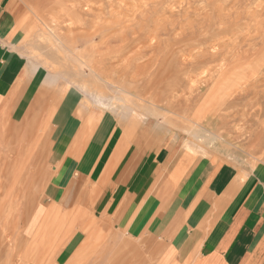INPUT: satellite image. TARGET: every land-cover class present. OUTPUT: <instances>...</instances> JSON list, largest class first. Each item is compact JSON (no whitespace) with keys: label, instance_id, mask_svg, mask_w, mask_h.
<instances>
[{"label":"rangeland","instance_id":"obj_1","mask_svg":"<svg viewBox=\"0 0 264 264\" xmlns=\"http://www.w3.org/2000/svg\"><path fill=\"white\" fill-rule=\"evenodd\" d=\"M68 1L13 0L18 24L3 47L20 55L26 96L17 108H5L3 116L9 115L0 123V264H56L57 235L33 248L52 188L63 191L65 214L72 202L85 211L64 216L60 225L71 228L74 250L86 242L95 247L77 257L78 264H153L147 246L127 237L120 230L125 221L117 214L115 222L113 206H104L109 192L94 186L109 173L93 172L88 160L86 173L77 165L95 140L101 166L120 160L123 145L132 147L142 129L160 135L161 143L174 138L180 151L264 180V0ZM75 154V167L58 161ZM69 169L68 181L54 177ZM120 241L135 250L111 262Z\"/></svg>","mask_w":264,"mask_h":264},{"label":"crops","instance_id":"obj_2","mask_svg":"<svg viewBox=\"0 0 264 264\" xmlns=\"http://www.w3.org/2000/svg\"><path fill=\"white\" fill-rule=\"evenodd\" d=\"M15 12L13 0L0 1V119L26 96L20 55L3 47L13 39ZM141 131L131 134L132 147L120 146L119 162L101 166L95 140L77 165L82 172L80 164L88 160L93 172L109 173L107 182L94 186L109 192L104 206H113L115 222L117 214L125 221L120 230L147 246L153 264H264V180L234 164L180 151L170 136L161 143L160 135ZM76 148L71 145L70 155Z\"/></svg>","mask_w":264,"mask_h":264},{"label":"bare ground","instance_id":"obj_3","mask_svg":"<svg viewBox=\"0 0 264 264\" xmlns=\"http://www.w3.org/2000/svg\"><path fill=\"white\" fill-rule=\"evenodd\" d=\"M1 1V0H0ZM23 1V0H22ZM27 1V0H26ZM40 1V0H39ZM54 1V0H53ZM79 0H76L75 2V4H77V2H78ZM103 1V0H102ZM32 2L34 3V0H32ZM48 2V1H47ZM70 2V0L67 2V3H69ZM72 2V1H71ZM24 3V2H23ZM26 3V2H25ZM29 3H31V2H29ZM80 3V2H79ZM102 3V2H101ZM104 3V2H103ZM105 3H106V1H105ZM35 4H36V1H35ZM34 4V5H35ZM38 4H40V3H38ZM48 4V3H47ZM46 3H45V7H46V5H47ZM50 4V3H49ZM56 4V3H55ZM86 4V3H85ZM25 5V4H24ZM52 5V4H51ZM71 5V4H70ZM11 6V5H10ZM26 7V6H25ZM32 7V5L30 6V8ZM44 7V6H43ZM48 7V6H47ZM50 7V6H49ZM71 7V6H70ZM83 7H85V6H83ZM90 7V6H89ZM99 7H101V6H99ZM40 8V7H39ZM102 8V7H101ZM12 9V8H11ZM33 9V8H32ZM48 9V8H47ZM4 10V9H3ZM89 10V9H88ZM87 10V12H89ZM99 10H101V9H99ZM6 11V10H5ZM72 11V10H71ZM45 12V11H44ZM48 12V11H47ZM46 12V13H47ZM84 12V11H83ZM90 12H93V11H90ZM29 13H30V11H29ZM28 13V14H29ZM60 13V12H59ZM73 13H74V10H73ZM86 13V12H85ZM27 14V15H28ZM31 14V13H30ZM33 14V13H32ZM31 14V15H32ZM63 14V13H62ZM75 14V13H74ZM34 15H35V13H34ZM50 15V14H49ZM44 16V15H43ZM68 17V16H67ZM29 18V17H28ZM34 18V17H33ZM37 18V17H36ZM40 18V17H39ZM42 18V17H41ZM41 18H40V20H41ZM48 18V17H47ZM47 18H44V19H47ZM51 17H49V19H50ZM71 18V17H70ZM35 19V18H34ZM54 19H56V18H54ZM74 19V18H73ZM75 20H77V19H75ZM24 21V20H23ZM31 22L33 21V20H30ZM35 21V20H34ZM33 21V22H34ZM39 21V20H38ZM78 21V20H77ZM28 22V21H27ZM40 22V21H39ZM71 22V21H70ZM79 22V21H78ZM45 23V22H44ZM81 23V22H80ZM8 24V23H7ZM18 24V23H17ZM78 24V23H77ZM76 24V25H77ZM100 24V23H99ZM21 25V24H20ZM49 25V24H48ZM65 25V24H64ZM102 25H103V23H102ZM10 26V25H9ZM46 26V25H45ZM66 26V25H65ZM68 26V25H67ZM13 27V26H12ZM66 28V27H65ZM73 28V27H72ZM104 28V27H103ZM63 29V28H62ZM61 28H60V30H62ZM11 30V29H10ZM13 31V30H12ZM54 31V30H53ZM50 32V31H49ZM54 33V32H53ZM52 33V34H53ZM38 34V33H37ZM36 34V35H37ZM45 34V33H44ZM62 34V33H61ZM71 34V33H70ZM85 34V33H84ZM27 35V34H26ZM29 35V34H28ZM41 35V34H40ZM48 35V34H47ZM92 35V34H91ZM39 36V35H38ZM49 36V35H48ZM7 37V36H6ZM33 37H35V36H33ZM36 38H37V36H36ZM47 37H45V39H46ZM38 39V38H37ZM124 39V38H123ZM22 40V39H21ZM31 40V39H30ZM33 40L35 41V39H33L32 38V43H33ZM44 40V39H43ZM47 40H49L48 38H47ZM42 41V40H41ZM52 41V40H51ZM11 42V41H10ZM37 42V41H36ZM39 42H40V40H39ZM68 43V42H67ZM35 44V43H34ZM40 44H43V42L42 43H40ZM39 44V45H40ZM126 44V43H125ZM128 44H131V43H128ZM60 45H62V44H60ZM47 46V45H46ZM39 47V46H38ZM42 47V46H41ZM66 48V47H65ZM32 49H34V48H32ZM125 49V48H124ZM44 50V49H43ZM51 50H53V49H51ZM112 51V50H111ZM133 51V50H132ZM33 52V51H32ZM44 52V51H43ZM94 52V51H93ZM126 52V51H125ZM39 53V52H38ZM59 53V52H58ZM87 53V52H86ZM105 53V52H104ZM55 54V53H54ZM82 54V53H81ZM121 54H122V52H121ZM25 55H27V54H25ZM55 56V55H54ZM78 56V55H77ZM99 56V55H98ZM115 56V55H114ZM119 56H122V55H119ZM126 56H127V54H126ZM42 57V56H41ZM43 58V57H42ZM48 59V58H47ZM91 59V58H90ZM29 61V60H28ZM57 61V60H56ZM75 61V60H74ZM84 61V60H83ZM56 63H58V62H56ZM61 63V62H60ZM83 63V62H82ZM92 63V62H91ZM49 64V63H48ZM86 64H88V63H86ZM34 65V64H33ZM64 65V64H63ZM66 65V64H65ZM73 65V64H72ZM78 65V64H77ZM89 66H91V64L89 65ZM45 67V66H44ZM74 67V66H73ZM85 67H86V65H85ZM68 68V67H67ZM91 68V67H90ZM73 70V69H72ZM74 72H75V70H74ZM85 72H87V71H85ZM89 75H91V74H89ZM87 76V75H86ZM93 80V79H92ZM60 81V80H59ZM19 82V81H18ZM83 82V81H82ZM15 84V83H14ZM17 84V83H16ZM15 84V85H16ZM18 85V84H17ZM21 85V84H20ZM23 85V84H22ZM15 87H17V86H15ZM76 87H78V86H76ZM80 88V87H79ZM16 89V88H15ZM18 89H19V87H18ZM48 89V88H47ZM93 89H94V86H93ZM84 90V89H83ZM24 91V90H23ZM51 91V90H50ZM90 91V90H89ZM98 91V90H97ZM25 92V91H24ZM47 92H48V90H47ZM17 93V92H16ZM21 93V92H20ZM48 93H50V92H48ZM47 93V94H48ZM85 95V94H84ZM46 96H48V95H46ZM45 97V96H44ZM21 98V97H20ZM17 100V99H16ZM15 101V100H14ZM12 102V101H11ZM14 103V102H13ZM41 103V102H40ZM57 103V102H56ZM64 104V103H63ZM14 105V104H13ZM56 105V104H55ZM62 106V105H61ZM60 106V107H61ZM3 107V106H2ZM39 107V106H38ZM63 107V106H62ZM7 109H8V107H7ZM36 109V108H35ZM39 109H40V107H39ZM53 109V108H52ZM52 111V110H51ZM38 112H39V110H38ZM36 113V112H35ZM34 113V114H35ZM41 114V113H40ZM40 114H39V118H40ZM52 114V113H51ZM36 116V115H35ZM54 116V115H53ZM4 117V116H3ZM42 117V116H41ZM46 117V116H45ZM47 117H48V115H47ZM52 117V116H51ZM4 118H2V119H0V122L3 120ZM35 119H37V118H35ZM33 120V119H32ZM36 121V120H35ZM38 121V120H37ZM39 121H41V120H39ZM45 121H47V119L45 120ZM29 122V121H28ZM53 122V121H52ZM38 123H40V122H38ZM43 123V122H42ZM45 125V127H46V123H44ZM41 125V124H40ZM50 125V124H49ZM51 125H52V123H51ZM50 125V126H51ZM42 126V125H41ZM48 126V125H47ZM37 127H40V126H37ZM27 128V127H26ZM34 128V127H33ZM35 128H36V126H35ZM48 127H46L45 129H47ZM57 128V127H56ZM30 130H33V129H30ZM34 130H36V129H34ZM33 132V131H32ZM36 132H38L37 130H36ZM30 133V132H29ZM40 133V132H39ZM46 134V133H45ZM31 135V134H30ZM45 136V135H44ZM70 136H73V135H71L70 134ZM48 137V136H47ZM21 139V138H20ZM207 139V138H206ZM214 139V138H213ZM62 140V139H61ZM64 140V139H63ZM66 140H68V139H66ZM28 141H30V140H28ZM51 141V140H50ZM71 141V140H70ZM210 141V140H209ZM213 141H215V140H213ZM26 142V141H25ZM31 142V141H30ZM61 142H64V141H61ZM66 142V141H65ZM216 142V141H215ZM23 143V142H22ZM32 143V142H31ZM30 143V144H31ZM20 144V143H19ZM28 144V143H27ZM51 143H49V145H50ZM65 144V143H64ZM45 145V144H44ZM19 146H21V144L19 145ZM46 146V145H45ZM10 148V147H9ZM22 147H20V148H18V150H20ZM39 148V147H38ZM42 148V147H41ZM44 148V147H43ZM50 148H51V146H50ZM47 149H49V147H47ZM52 149V148H51ZM64 149V148H63ZM38 150V149H37ZM41 150V149H40ZM39 151V150H38ZM47 151H49V150H47ZM42 153V152H41ZM48 153H50V151L48 152ZM39 154V153H38ZM37 154V155H38ZM35 156V157H37V158H40V157H38V156ZM41 155V154H40ZM44 154H42V156H43ZM46 155V154H45ZM45 155H44V157H45ZM75 156H76V154L75 155H72V156H70L71 158H68V159H65V158H59V162H60V160L63 162V165L65 166V165H73L74 166V164H75ZM48 157V156H47ZM46 157V158H47ZM42 158V157H41ZM49 159V158H48ZM70 159H74V160H70ZM41 160V159H40ZM55 160V159H54ZM35 161H37V159L35 160ZM43 161V160H42ZM51 161V160H50ZM56 161V160H55ZM32 162V161H31ZM30 162V163H31ZM44 162H46V161H44ZM43 162V164H45ZM47 163V162H46ZM51 163V162H50ZM28 164V163H27ZM32 164V163H31ZM35 164H36V162H35ZM84 164V166H82L81 164H80V166H81V168L83 167V170L84 171H82L83 173H86V171L88 170V167H87V165H86V162L85 163H83ZM37 165H39V167H42L41 165L42 164H37ZM36 165V166H37ZM47 165V164H46ZM29 166V165H28ZM35 166V165H34ZM45 167V166H44ZM43 167V168H44ZM38 168V167H37ZM35 169V168H34ZM32 170V169H31ZM37 170V169H36ZM42 170V169H41ZM68 173H66V174H64V171H62V172H59V174L58 175H54V177L56 178H58V181H63V182H66V181H68V178H69V174H70V172H71V170L69 169V170H66ZM42 173V172H41ZM31 174H33V173H31ZM38 174V173H37ZM36 174V175H37ZM32 176V175H31ZM30 176V177H31ZM34 176V175H33ZM39 176H37V178H36V176L35 177H33V178H35V179H39L38 178ZM32 178V177H31ZM34 179V180H35ZM29 180H31V179H29ZM31 182V181H30ZM29 182V183H30ZM34 182V181H33ZM36 182V181H35ZM68 189H70V188H68ZM47 192V191H46ZM49 193V192H48ZM47 193V197H49V199H51V203H50V205H48L47 206V209H46V207L45 208H43L42 207V210H41V212L39 213V217H42L40 220H39V224H38V227H39V231H38V233H37V235H36V237L34 238V241H33V248H36V245L34 244V242H37V241H40V243H41V245H45V243H46V239H47V235H49V234H51L52 235V233H53V235H54V237L57 235V238H55V243L57 244L59 241H60V243H61V245L62 246H58V248H59V251H60V255H58V257L56 258L57 260V262L59 261L60 263L59 264H78V259H77V257L79 258V257H82V256H86V255H88V254H90V253H92V252H94V245H92V244H90L89 242H86V243H83L82 245H78L77 246V248L74 250V248H72V245H73V243L75 242V238L73 237L74 235H72L71 234V232H70V227L69 228H67V229H64V228H62V227H60V225L62 224V220H63V218H64V216H68L69 214L70 215H73L72 216V218H75L77 215H81V213H85V211H83L81 208H79V207H77L76 206V202H72L71 203V207H72V209H71V212L69 213V214H65V212L63 211V209L62 208H60V204L62 203V198H63V195H64V193H63V191H61V190H57V189H53L52 188V192H51V194H48ZM67 194L69 193V191H67L66 192ZM76 199V198H75ZM77 200V199H76ZM45 199H43L42 200V203L43 204H45ZM69 215V216H70ZM51 218H53V220L51 221ZM59 221V222H58ZM59 223V228H56V226L58 225V223ZM47 228H50V229H48V231L46 230ZM46 237V238H45ZM45 238V239H44ZM41 239H44L43 240V242H41ZM48 240H49V238H48ZM63 240H65V243L63 244L61 241H63ZM49 244H53V242H54V238H52V239H50L49 241ZM128 244H130L129 242H127V241H120L119 242V244H116V246H115V248H116V250H117V252H120L119 253V255H117V253L116 254H114L113 255V258L111 259V256H109V259H111L110 261L111 262H114L115 260H119L122 256H127V252H132L133 250H135V248L133 249L132 247H130V248H128ZM41 245H40V247H41ZM54 245V244H53ZM30 246H28V248H29ZM116 250L114 251V252H116ZM126 252V255H125V252ZM71 253H73V254H71ZM124 254V255H123ZM122 255V256H121ZM55 261V262H56ZM56 262V264H58ZM108 263V262H107ZM122 264V263H121Z\"/></svg>","mask_w":264,"mask_h":264}]
</instances>
